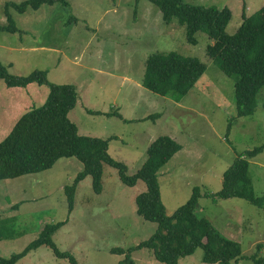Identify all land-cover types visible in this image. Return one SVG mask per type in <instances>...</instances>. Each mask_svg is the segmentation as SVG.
Returning a JSON list of instances; mask_svg holds the SVG:
<instances>
[{"label": "rangeland", "instance_id": "rangeland-1", "mask_svg": "<svg viewBox=\"0 0 264 264\" xmlns=\"http://www.w3.org/2000/svg\"><path fill=\"white\" fill-rule=\"evenodd\" d=\"M23 0H0V25H6L4 5ZM68 6L42 5L10 13L19 32H0V61L15 75L45 70L54 84H73L77 102L69 119L80 135L109 140L108 152L124 163L127 174L144 163L147 148L159 135H169L182 148L159 171L161 199L167 214L184 204L198 186V216L208 218L222 235L241 243L243 258L237 264H254L249 258L261 243L264 258V209L242 198L213 199L205 195L222 187L223 172L235 157L264 145V88L252 115L238 116L235 76H227L207 56L213 40L196 33L197 43L186 40L185 27L176 19L165 23L159 8L149 0H68ZM187 3L228 6L232 18L227 32L264 5V0H184ZM175 51L199 58L206 71L179 101L154 93L142 85L147 57ZM46 85L30 83L9 87L0 79V141L16 121L48 96ZM89 110L99 113H89ZM159 114L157 117H149ZM249 175L256 196L264 194V148L249 158ZM74 157L60 158L49 169L0 180V219L13 218V238L0 240V256L9 257L35 239L46 224L65 221L54 233L59 250L76 264H118L127 249L148 239L155 222L136 213L135 197L146 190L138 181L125 185L117 170L105 165L102 191L95 193L91 176L79 182L72 212L64 187L81 170ZM167 169V172L163 173ZM17 206V207H15ZM136 264H165L152 250L132 252ZM203 250L183 257L178 264H207ZM17 264H70L42 245Z\"/></svg>", "mask_w": 264, "mask_h": 264}, {"label": "trees", "instance_id": "trees-1", "mask_svg": "<svg viewBox=\"0 0 264 264\" xmlns=\"http://www.w3.org/2000/svg\"><path fill=\"white\" fill-rule=\"evenodd\" d=\"M162 13L165 23L174 19L185 27L188 43H197L196 33L205 32L212 43L206 47L207 56L227 76H235L234 96L238 116L252 115L258 106V94L264 88V5L250 15H242V22L233 33L227 32L232 18L228 6L217 7L187 3L184 0H149ZM68 6V0H23L7 2L4 13L7 24L0 25V32H19L10 13V7L18 13L28 9L38 10L42 5ZM206 71V64L199 58L185 56L175 51L150 54L145 61L142 85L146 89L179 102ZM0 79L9 87H26L30 83L49 88L45 102L24 113L8 135L0 141V180L16 178L51 168L58 159L74 157L82 165L71 184L64 187L68 212L74 207L77 186L91 176L95 193L102 191L104 165L117 170L119 179L128 186L138 181L146 184V190L135 197L136 213L144 220L155 222L157 228L146 240L127 249L115 247L111 253L124 255L118 264H136L132 252L148 248L154 257L165 264H178L183 257L203 250V262L207 264H237L242 255L241 243L225 237L206 217L198 216L196 209L201 191L193 187L188 200L172 214H167L161 199L158 180L161 168L182 146L169 135L157 136L147 148V156L141 167L127 174L124 163L112 158L108 152L109 140L80 135L77 125L69 119V112L77 102V90L73 84H54L47 79L45 70H34L28 75H15L0 61ZM264 107V103H263ZM89 113H99L89 110ZM152 114L149 117H157ZM264 145L246 150L235 157L223 172L222 187L217 192L205 193L213 199L242 198L264 209V194L256 196L249 175V158L254 157ZM17 207V206H15ZM13 218L0 219V240L13 238ZM65 223L46 224L39 235L21 251L9 257L0 256V264H17L29 252L46 245L57 258L76 264L74 256L59 250L53 240L54 233ZM256 252L249 256L254 264H264Z\"/></svg>", "mask_w": 264, "mask_h": 264}, {"label": "crops", "instance_id": "crops-1", "mask_svg": "<svg viewBox=\"0 0 264 264\" xmlns=\"http://www.w3.org/2000/svg\"><path fill=\"white\" fill-rule=\"evenodd\" d=\"M105 166V165H104ZM104 168V167H103ZM165 172H167V169L166 170H164V172L163 173H165ZM158 177H159V175H158Z\"/></svg>", "mask_w": 264, "mask_h": 264}]
</instances>
